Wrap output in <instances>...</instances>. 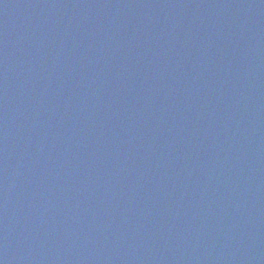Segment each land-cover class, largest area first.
Here are the masks:
<instances>
[{"label":"water","instance_id":"water-1","mask_svg":"<svg viewBox=\"0 0 264 264\" xmlns=\"http://www.w3.org/2000/svg\"><path fill=\"white\" fill-rule=\"evenodd\" d=\"M0 264H264V0H0Z\"/></svg>","mask_w":264,"mask_h":264}]
</instances>
